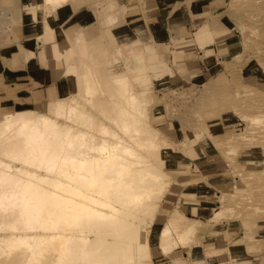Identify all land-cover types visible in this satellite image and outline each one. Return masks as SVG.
<instances>
[{
	"label": "rangeland",
	"instance_id": "374dc122",
	"mask_svg": "<svg viewBox=\"0 0 264 264\" xmlns=\"http://www.w3.org/2000/svg\"><path fill=\"white\" fill-rule=\"evenodd\" d=\"M43 1L34 0L32 5H23L20 0H0V119L18 110L34 111L41 103L66 97L73 98L81 108L95 113L88 101L81 100L84 97L78 92L80 86L77 70L79 74L80 71L90 72L91 54L87 46L102 42L109 51L119 52L117 56L125 64L123 68L129 74L139 99L141 98L140 103L144 101L140 107H145V111H142L148 120L144 119L147 123L144 125H147V128L148 125L152 126L158 134L151 144L160 142L155 148L152 145L147 147V150L140 149V152L149 156L156 165L154 169L160 176L156 178L159 180H156L155 187L157 188L159 183V193L163 194L159 195V200L156 201L158 205L155 213L149 216H153L147 226L149 260L156 264L157 254L168 255L178 247L190 252L193 246L203 242L209 223L217 221L240 222L244 229L241 241L250 249L259 247L264 238H256L254 227L257 220L264 217V81L252 84L251 78L246 76L248 71L244 66L249 63L250 67H261L264 72V0H218L215 7L221 6V11L211 13L207 11L209 6H206L204 10L207 12L196 17L197 23L213 24L218 19L227 20L234 27V31H237L239 41V53L225 58L222 56V59L217 60L218 74L202 82L192 79L193 72L181 68V59H178V54L182 53L180 49L193 45V42L178 44V40L170 39L165 44L155 45L135 39L120 43L111 33L114 25L124 21L119 12L127 11L129 16L141 13L144 16L152 10L156 0ZM180 2L174 5L175 10L178 5L179 8L187 10L186 6L190 0ZM63 6L69 7V18L65 22L52 21L53 13ZM23 9L33 15L36 10L41 11L42 31L36 36L41 51L40 62L49 67L53 78L68 77L72 80L68 94L49 98L47 95H37L30 86L11 80L8 73L22 68L26 60L34 55L21 45L22 41L29 37L26 29L21 30ZM214 36L216 35L209 31L196 36L195 44L203 52V57L209 50L204 47L213 42ZM24 44L30 45L26 42ZM67 44L72 47L68 51V62L63 59L67 53ZM91 51L94 52V49L92 48L90 53ZM67 68L70 70L66 71ZM29 90L30 97L22 98L28 95ZM242 115L248 118L255 116L256 119L259 117L260 120L262 118V122L243 120ZM221 119L224 122L228 120L230 125L221 134H216L211 126ZM151 128L149 131L153 133ZM199 145H206L215 152L213 159L229 168L228 178L223 179L221 185H212V199L216 201L213 204V215L207 221L196 219L184 223L182 219L172 216L177 211L184 215V208H180L183 207V192L192 190L200 183L209 185L205 173L193 164L199 160L194 150ZM252 150L261 153L258 161L248 160ZM175 157H178V161L173 160ZM165 159H170L169 163L174 164H168ZM166 223L175 226L177 230L193 224L191 241L184 245L179 244L178 247H170L168 242L172 238L160 237ZM232 261L235 260L230 259V263Z\"/></svg>",
	"mask_w": 264,
	"mask_h": 264
},
{
	"label": "bare ground",
	"instance_id": "6f19581e",
	"mask_svg": "<svg viewBox=\"0 0 264 264\" xmlns=\"http://www.w3.org/2000/svg\"><path fill=\"white\" fill-rule=\"evenodd\" d=\"M92 45L90 72L77 70V81L95 113L66 97L0 119V264H154L147 226L163 194L156 165L140 149L159 145L151 144L158 134L144 125V101L119 52ZM193 229L166 223L160 237L178 247Z\"/></svg>",
	"mask_w": 264,
	"mask_h": 264
},
{
	"label": "crops",
	"instance_id": "0c3cea01",
	"mask_svg": "<svg viewBox=\"0 0 264 264\" xmlns=\"http://www.w3.org/2000/svg\"><path fill=\"white\" fill-rule=\"evenodd\" d=\"M34 0H20L23 5H32ZM181 0H156L152 10L144 16L135 13L126 18L123 22L114 25L111 33L120 42H129L138 39L145 44H165L170 39L178 40V44L192 43L184 46L178 54L181 59L180 67L188 72H193L191 78L195 81H205L218 74L217 60L239 53V41L237 31H234L227 20L218 19L215 23H197L196 17L207 11L217 13L222 7H215L218 0H190L187 10L175 6ZM209 10L205 11V7ZM21 30L26 29L27 37L21 45L34 53L24 63L22 68L11 73V80L17 81L20 85L30 86L37 95H47V97H61L68 94L72 87V80L66 77L55 79L52 77L48 66H43L40 61V46L37 44L36 36L41 33L42 13H28L23 9ZM175 11V12H173ZM139 14V15H138ZM70 16L68 6L57 8L51 16L52 21L65 22ZM201 28V29H199ZM207 31L214 33L213 42L208 43L204 48H209L207 55L203 57V52L195 44L196 36ZM192 34V36L190 35ZM181 41V42H180ZM30 45H25L24 43ZM219 55V56H218ZM202 57V58H201ZM248 72L246 76L251 78L252 84L264 81V72L261 67L251 66L247 63L244 66ZM263 89H264V82ZM26 88V87H25ZM24 88V89H25ZM23 89V90H24ZM27 89V88H26ZM28 95L22 98H27ZM24 95V94H23ZM230 122L217 120L211 126L214 133L221 134ZM199 160L193 163L202 170L208 177L207 183L195 185L192 190L183 192L182 201L184 215L179 211L175 212L173 218L182 219L184 223L189 220L207 221L213 214L212 185H221L223 179L228 178L229 168L219 164L213 159L215 152L208 149L206 145H199L194 149ZM257 152V153H256ZM260 152L252 150L248 160L258 161ZM183 160V158H180ZM179 159V160H180ZM168 164H174V162ZM178 161V157L173 158ZM221 183V184H220ZM208 197V198H206ZM255 236L258 239L264 238V217L259 218L254 227ZM160 231V230H159ZM243 227L240 222L234 223L217 221L209 223L207 232L203 236V242L195 245L187 252L180 247L173 250L168 255L161 253L155 256L156 264H264V240L256 249H250L241 239L243 238ZM230 259L232 261L230 263ZM176 261V262H175Z\"/></svg>",
	"mask_w": 264,
	"mask_h": 264
}]
</instances>
